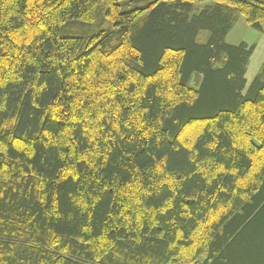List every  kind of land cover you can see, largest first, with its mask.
<instances>
[{
	"label": "trees",
	"instance_id": "16d2710c",
	"mask_svg": "<svg viewBox=\"0 0 264 264\" xmlns=\"http://www.w3.org/2000/svg\"><path fill=\"white\" fill-rule=\"evenodd\" d=\"M201 1L0 0V264H264V0Z\"/></svg>",
	"mask_w": 264,
	"mask_h": 264
},
{
	"label": "rangeland",
	"instance_id": "374dc122",
	"mask_svg": "<svg viewBox=\"0 0 264 264\" xmlns=\"http://www.w3.org/2000/svg\"><path fill=\"white\" fill-rule=\"evenodd\" d=\"M211 2L212 0H202L200 3H193L192 12L196 14L199 11L197 10L198 7L202 8L203 5L205 6ZM205 36H207V32H202L199 39L202 40ZM225 42L233 45H238L239 43L244 42L248 47H253L248 59L245 74L247 83H250L264 60V33L249 26L244 17L240 16L228 31L225 37Z\"/></svg>",
	"mask_w": 264,
	"mask_h": 264
}]
</instances>
